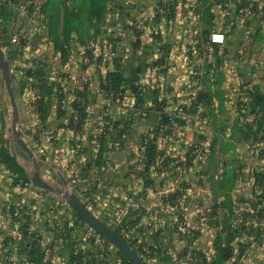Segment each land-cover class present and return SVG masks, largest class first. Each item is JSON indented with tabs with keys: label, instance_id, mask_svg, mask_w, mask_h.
I'll return each mask as SVG.
<instances>
[{
	"label": "crops",
	"instance_id": "0c3cea01",
	"mask_svg": "<svg viewBox=\"0 0 264 264\" xmlns=\"http://www.w3.org/2000/svg\"><path fill=\"white\" fill-rule=\"evenodd\" d=\"M73 1L0 20V264L93 263V230L25 226L32 171L147 264H264V0Z\"/></svg>",
	"mask_w": 264,
	"mask_h": 264
},
{
	"label": "rangeland",
	"instance_id": "374dc122",
	"mask_svg": "<svg viewBox=\"0 0 264 264\" xmlns=\"http://www.w3.org/2000/svg\"><path fill=\"white\" fill-rule=\"evenodd\" d=\"M61 1L62 3L67 1V3L74 2L73 0H56ZM80 6V13L83 12L82 17L87 15V5H89L88 0H75ZM47 0H0V20L1 18L6 19L9 16V19H13L14 21H24L28 20H37L39 15L41 14V10L46 5ZM31 11V13H29ZM167 13V12H166ZM1 29V26H0ZM62 181L59 179L56 182H48L52 186L57 188H66V180L60 175ZM40 195L43 196L42 199L38 202L39 204L35 207L34 215L40 213L41 211L44 215L39 216H30L31 218L29 222H24L25 226H27L30 232L33 231L31 228V224H33L36 228L38 225L40 227L53 228V227H61L68 228L70 225L72 227H77L79 229L80 237H85L83 233H86L87 230H93V236H88L89 245L91 246L89 252L86 254H80L79 258L83 261L84 258H88L93 260L92 264H116L118 260L128 259L130 263L127 261L126 264H133V262L111 241L106 239L100 233H98L95 229H93L83 218L82 216L75 211V209L65 200L64 196L57 191H51L49 189L39 187ZM73 215V221L70 222V216ZM75 214V215H74ZM74 216H77L75 219ZM111 225H113L116 229L119 230V225L121 224L120 220L116 219L112 221ZM106 223V222H105ZM111 227V226H110ZM112 228V227H111ZM26 229V228H25ZM114 229V228H112ZM32 234V233H31ZM121 235V234H120ZM123 237V236H122ZM32 240L38 241L39 235L36 234L31 236ZM93 238V239H92ZM133 243V239L129 238ZM129 241V240H127ZM130 245L134 248V246L129 242ZM119 252V253H118ZM144 258V257H143Z\"/></svg>",
	"mask_w": 264,
	"mask_h": 264
},
{
	"label": "water",
	"instance_id": "95a60500",
	"mask_svg": "<svg viewBox=\"0 0 264 264\" xmlns=\"http://www.w3.org/2000/svg\"><path fill=\"white\" fill-rule=\"evenodd\" d=\"M0 67L2 69L3 79L6 83L11 102L14 106V114L17 116V104L15 99V93L11 84L10 73H9V65L5 58L4 50L0 44ZM16 136L22 146L29 152L31 158L35 161V156L32 150L24 143L21 139L20 135L16 130ZM32 180L33 182L43 188L49 189L51 191H57L62 196H64L65 200L78 212L82 218L98 233L104 236L106 239L111 241L114 245H116L132 262L133 264H147L141 254L133 248L130 243L122 237L119 233H117L114 229H112L108 224H106L101 218H99L96 214H94L76 195V193L72 190H68L67 188H57L52 186L46 180H44L36 171H32Z\"/></svg>",
	"mask_w": 264,
	"mask_h": 264
},
{
	"label": "trees",
	"instance_id": "16d2710c",
	"mask_svg": "<svg viewBox=\"0 0 264 264\" xmlns=\"http://www.w3.org/2000/svg\"><path fill=\"white\" fill-rule=\"evenodd\" d=\"M89 1V7H91L90 11H89V15H95L96 17L99 16L102 12V7H101V0H88ZM8 160L12 163V165L14 166L15 169H17L22 178L25 181H29V178L27 176V174L25 173V171L23 170V168L17 163V161L10 155L6 154ZM256 176L258 177V179L261 181V183H263L264 180V171L259 170L256 172ZM264 212L262 211L260 213V216H263ZM114 230L118 233V230L114 228ZM126 240L127 237L122 235ZM126 262L128 261L130 263V261L126 258L125 259Z\"/></svg>",
	"mask_w": 264,
	"mask_h": 264
},
{
	"label": "built area",
	"instance_id": "2783aa9c",
	"mask_svg": "<svg viewBox=\"0 0 264 264\" xmlns=\"http://www.w3.org/2000/svg\"><path fill=\"white\" fill-rule=\"evenodd\" d=\"M162 11H164V12H168L169 11V9L167 8V7H165V8H162ZM223 36V35H222ZM187 58V57H186Z\"/></svg>",
	"mask_w": 264,
	"mask_h": 264
}]
</instances>
